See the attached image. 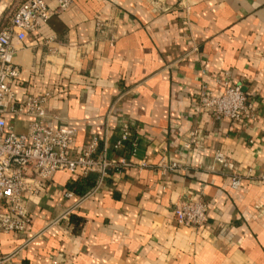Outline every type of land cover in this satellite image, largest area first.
<instances>
[{"label": "crops", "instance_id": "0c3cea01", "mask_svg": "<svg viewBox=\"0 0 264 264\" xmlns=\"http://www.w3.org/2000/svg\"><path fill=\"white\" fill-rule=\"evenodd\" d=\"M10 13L0 6V29ZM16 48L17 101L50 93L56 127L77 130L73 156L97 138L99 152L149 167L110 175L59 224L97 178L58 172L26 196L31 223L23 234H1L2 254L19 251L15 264H264V0H73ZM226 74L257 109L253 120L195 116L198 92L222 93ZM7 120L28 132V118ZM124 122L132 138L116 151ZM194 129L201 144L189 152ZM216 151L246 178L238 189ZM162 159L187 162V171L162 175ZM197 199L208 206L206 225H178L175 204Z\"/></svg>", "mask_w": 264, "mask_h": 264}, {"label": "built area", "instance_id": "2783aa9c", "mask_svg": "<svg viewBox=\"0 0 264 264\" xmlns=\"http://www.w3.org/2000/svg\"><path fill=\"white\" fill-rule=\"evenodd\" d=\"M48 1L26 0L14 7L12 0H0V6L11 10L8 22L0 29V204L5 209V212H0V236L23 234L27 231L31 216L26 208V196L42 192L46 183L58 172H68L80 177L94 175L97 179L94 187L84 197L77 199L65 210L56 221L57 224L67 222L83 201L97 195L110 175H121L128 168L143 170L149 167L147 159L135 163L125 156L111 157L107 149L99 152L97 138L73 156L77 130L56 127L60 118L48 107L52 96L50 93L42 97L26 96L17 101L11 86L20 76L15 64L16 44L23 43L30 35H37L53 14L68 10L73 3V0H56L58 6L53 11L49 8ZM220 82L224 88L222 93L214 94L206 85L198 92L193 103L195 116L206 113L217 121L227 119L234 124L253 120L257 109L250 103L243 87L233 85L229 74ZM8 115L28 118V132L16 133L8 123ZM131 138V126L124 122L114 149L122 150ZM200 144L199 130H191L185 144L186 150L190 152ZM131 155L130 158L137 155L136 143L133 144ZM214 162L230 173L234 189L242 186L246 178L223 151L215 152ZM187 164L182 160L166 162L162 159L157 167L162 175H166L187 171ZM258 179L264 182V173ZM65 197L72 199L74 194L67 192ZM173 213L178 225L201 229L208 221L209 209L202 199H197L180 201L175 204ZM18 254L19 251L9 254L0 252V264H15Z\"/></svg>", "mask_w": 264, "mask_h": 264}]
</instances>
